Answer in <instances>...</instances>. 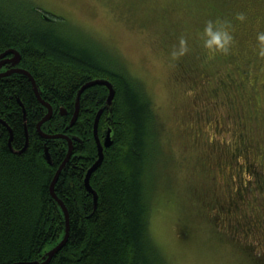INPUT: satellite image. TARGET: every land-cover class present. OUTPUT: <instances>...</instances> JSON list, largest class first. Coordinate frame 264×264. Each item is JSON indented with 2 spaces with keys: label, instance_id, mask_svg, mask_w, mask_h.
Returning a JSON list of instances; mask_svg holds the SVG:
<instances>
[{
  "label": "rangeland",
  "instance_id": "1",
  "mask_svg": "<svg viewBox=\"0 0 264 264\" xmlns=\"http://www.w3.org/2000/svg\"><path fill=\"white\" fill-rule=\"evenodd\" d=\"M29 1L145 85L163 150L150 227L168 264H264V0ZM210 20L227 53L204 46Z\"/></svg>",
  "mask_w": 264,
  "mask_h": 264
},
{
  "label": "trees",
  "instance_id": "2",
  "mask_svg": "<svg viewBox=\"0 0 264 264\" xmlns=\"http://www.w3.org/2000/svg\"><path fill=\"white\" fill-rule=\"evenodd\" d=\"M66 22L40 12L29 0H0V55L8 49L19 51V66L33 75L41 98L54 111L41 130L65 134L82 156L72 155L55 185L69 214L70 232L50 264H168L150 227L163 162L160 124L151 98L141 81L99 59L86 41L77 42L74 32L67 36ZM69 27L83 37L77 26ZM96 79L114 86L111 104L104 85L91 86L78 97L80 88ZM77 99L79 117L71 126ZM19 101L26 110L27 149L12 152L9 130L0 124V264L44 261L66 230L51 184L69 144L38 134L37 124L48 109L38 101L28 77L15 73L0 77V118L13 131L14 150L26 144ZM101 108L98 136L103 139L110 128L113 143L90 178L98 195L95 206L85 176L98 158L93 125ZM46 147L52 163L46 160Z\"/></svg>",
  "mask_w": 264,
  "mask_h": 264
},
{
  "label": "water",
  "instance_id": "3",
  "mask_svg": "<svg viewBox=\"0 0 264 264\" xmlns=\"http://www.w3.org/2000/svg\"><path fill=\"white\" fill-rule=\"evenodd\" d=\"M9 55L12 56L11 59H7L6 58ZM20 60H21V54L19 53V51H17L16 49H8V50H6L5 52H3L0 55V66L2 64L9 63V62L19 63ZM14 73L23 74V75H26L28 77V79L30 80V82L32 84L35 96L37 97L38 101L43 106H45L48 109L47 114L37 124V132H38V134L44 139H64L69 144V149H68L67 155H66L64 161L62 162V164L59 166V168H58V170H57V172H56V174L54 176V179L52 181V184H51V194L55 198V200L58 201V203L60 204V206L62 207V209L64 211V216H65V220H66L65 236H64V238L62 239V241L59 244H57L54 248H52L47 253V258L44 261H42V262H38L37 261V262L30 263V264H50V261L52 260V258L67 243V240H68V237H69V232H70L69 214H68V211L65 208L63 202L57 197V195L55 193V185H56V183H57V181L59 179V176H60L62 170L64 169V167L66 166L67 162L70 160V158L72 156V146H73V144H72V139L69 138L68 136H66L65 134H46V133H44L41 130V126L43 125V123H45L46 121L50 120L51 117L53 116V108L50 105V103L46 102L45 100H43L41 98L37 83H36L34 77L28 71L23 70V69H10V70L5 71V72H0V77H7V76H9L11 74H14ZM94 85H104V86H106L108 88L109 94H108V98H107V104H111L113 102L114 98H115L116 90H115L114 86L112 85V83L110 81L106 80V79H96V80H92V81L87 82L78 91V97L81 96V94L83 93V91L85 89H87V88H89L91 86H94ZM79 102H80L79 99H77L76 100L75 113H74L73 117L71 118V122H70L71 126L74 125V123L76 122V120L78 118V115H79ZM19 104L21 105V107L23 109L24 122H25V132H26V144H25L23 149H21L19 151H16V150L13 149V147L11 145L13 134H12L11 129L9 128L10 126H8V124L4 120L0 119V123L3 124L4 126H6L7 128H9V133H10L9 147L12 150V152L17 153V154H20L23 151H25L27 149L28 143H29L27 119H26V110H25L23 104L20 101H19ZM103 111H104L103 108H101L99 110V112L96 115L95 122H94V136H95L96 143H97V148H98V158L94 162V164L88 169V171L86 173V176H85V186H86V189L93 195L95 206H96L97 201H98V195H97V192L95 190H93V188L90 185V178H91V175L94 173V171L99 168V166L101 165V163H102V161L104 159V147H110L112 145V143H113L112 139H111V129H109L108 132L106 133L105 138H104V142H102L101 139H99V136H98V123H99V120H100V117H101ZM45 154H46V160L49 163H52L51 157L49 155L50 154L49 153V149L47 147L45 149Z\"/></svg>",
  "mask_w": 264,
  "mask_h": 264
},
{
  "label": "clouds",
  "instance_id": "4",
  "mask_svg": "<svg viewBox=\"0 0 264 264\" xmlns=\"http://www.w3.org/2000/svg\"><path fill=\"white\" fill-rule=\"evenodd\" d=\"M204 46L210 50L222 51L227 53L229 45L233 39L231 34L222 26L214 24L213 21H208L207 26L204 29ZM259 41L261 42L259 48V55L264 56V33L259 34ZM188 43L184 36L179 38L178 47H174L171 55L173 57L181 56L187 53Z\"/></svg>",
  "mask_w": 264,
  "mask_h": 264
},
{
  "label": "flooded vegetation",
  "instance_id": "5",
  "mask_svg": "<svg viewBox=\"0 0 264 264\" xmlns=\"http://www.w3.org/2000/svg\"><path fill=\"white\" fill-rule=\"evenodd\" d=\"M12 58V56H8L7 57V59H11ZM13 63L12 62H9V63H5V64H3V66H0V72H5V71H7V70H9L10 68H13ZM19 74V73H18ZM53 113H54V111H53ZM78 117H79V115H78ZM1 119V118H0ZM78 119V118H77ZM3 120V119H2ZM77 121V120H76ZM100 121V120H99ZM95 122V121H94ZM1 124V123H0ZM75 124V123H74ZM98 125H99V123H98ZM110 128H108V130H109ZM108 130H107V132H108ZM93 132H94V125H93ZM106 132V133H107ZM106 135V134H105ZM105 135H104V137H103V139H102V142H104V138H105ZM76 139V138H75ZM75 142V141H74ZM72 143H73V141H72ZM97 146V145H96ZM74 148V145L72 146V155H74L73 157L74 158H79V157H82V156H78L79 155V153H77V152H75V150L73 149ZM106 148H109V147H104V150L106 149ZM68 149H69V146H68ZM72 157V156H71Z\"/></svg>",
  "mask_w": 264,
  "mask_h": 264
},
{
  "label": "bare ground",
  "instance_id": "6",
  "mask_svg": "<svg viewBox=\"0 0 264 264\" xmlns=\"http://www.w3.org/2000/svg\"><path fill=\"white\" fill-rule=\"evenodd\" d=\"M10 128V127H9ZM9 128H8V130H9ZM11 129V128H10ZM11 131H12V129H11ZM12 134H13V131H12ZM12 139H13V137H12ZM11 145H12V142H11Z\"/></svg>",
  "mask_w": 264,
  "mask_h": 264
}]
</instances>
